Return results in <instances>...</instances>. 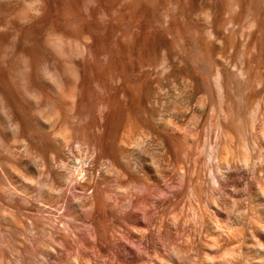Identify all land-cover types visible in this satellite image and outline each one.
I'll return each mask as SVG.
<instances>
[{
	"label": "bare ground",
	"instance_id": "bare-ground-1",
	"mask_svg": "<svg viewBox=\"0 0 264 264\" xmlns=\"http://www.w3.org/2000/svg\"><path fill=\"white\" fill-rule=\"evenodd\" d=\"M0 264H264V0H0Z\"/></svg>",
	"mask_w": 264,
	"mask_h": 264
},
{
	"label": "rangeland",
	"instance_id": "rangeland-1",
	"mask_svg": "<svg viewBox=\"0 0 264 264\" xmlns=\"http://www.w3.org/2000/svg\"><path fill=\"white\" fill-rule=\"evenodd\" d=\"M171 183H172V185H169V184H171ZM173 184H174V185H173ZM71 186H72V184H71V185L69 184V185L67 186L68 188L66 187V188L64 189V190H65V191H64L65 194L69 195V194H72L74 191H77V192L79 191L78 189L76 190V188L71 187ZM172 186H173L174 188H173ZM168 187H169V188H168ZM73 188H74V189H73ZM167 188H168V189H167ZM175 189H176V190L178 189V182H175V183L170 182V183H168V186L166 187V190H165V194L163 193L165 196L162 195V197H164V198L166 197V198H167V197L172 196V195L174 194V192L176 191ZM166 191H167V192H166ZM154 208H155V207H154ZM154 208H153V209H154ZM55 211H56L57 213H58V212L60 213V211H62V209H61V210H60V209H57V210L55 209ZM57 213H52V214H53L54 216H56ZM53 215H52V216H53ZM54 216H53V217H54ZM83 228L85 229L84 226H81L80 229H81L82 231H85V230H83ZM85 232H87V230H86ZM133 240L138 241V242L134 241V245H135V246H137V245L140 244V241L137 240L136 237H135V238L133 237V239L131 240L132 243H133ZM138 243H139V244H138ZM136 244H137V245H136ZM128 252H129L128 250H125V251H124V253H128Z\"/></svg>",
	"mask_w": 264,
	"mask_h": 264
}]
</instances>
